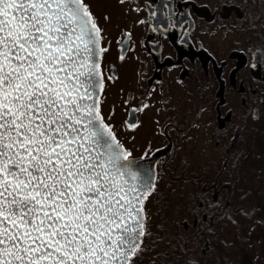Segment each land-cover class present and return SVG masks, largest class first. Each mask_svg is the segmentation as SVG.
<instances>
[{
	"label": "snow or ice",
	"instance_id": "1",
	"mask_svg": "<svg viewBox=\"0 0 264 264\" xmlns=\"http://www.w3.org/2000/svg\"><path fill=\"white\" fill-rule=\"evenodd\" d=\"M101 33L86 0H0V264H136L145 251L157 177L101 108Z\"/></svg>",
	"mask_w": 264,
	"mask_h": 264
},
{
	"label": "flooded vegetation",
	"instance_id": "2",
	"mask_svg": "<svg viewBox=\"0 0 264 264\" xmlns=\"http://www.w3.org/2000/svg\"><path fill=\"white\" fill-rule=\"evenodd\" d=\"M86 2L102 29L101 108L134 157L155 160L136 264H179L195 244L203 259L225 162L264 131V0Z\"/></svg>",
	"mask_w": 264,
	"mask_h": 264
},
{
	"label": "trees",
	"instance_id": "3",
	"mask_svg": "<svg viewBox=\"0 0 264 264\" xmlns=\"http://www.w3.org/2000/svg\"><path fill=\"white\" fill-rule=\"evenodd\" d=\"M252 140L248 145H240L237 155L227 161L234 214L225 210L213 213L219 222L213 230L217 239L212 238L211 257L218 264H264V131ZM221 196L226 197L222 189ZM227 216L236 225L248 227V238L241 241V236H233V225ZM160 242L163 244L165 239L161 238ZM184 257L182 253L181 258Z\"/></svg>",
	"mask_w": 264,
	"mask_h": 264
},
{
	"label": "rangeland",
	"instance_id": "4",
	"mask_svg": "<svg viewBox=\"0 0 264 264\" xmlns=\"http://www.w3.org/2000/svg\"><path fill=\"white\" fill-rule=\"evenodd\" d=\"M225 164L227 165V168L225 170H227L226 172H221L222 173V176L218 179L219 183H218V189H222L223 191H225L226 193V197L224 199H222V196L221 197H218V199L212 203H215V206H217L215 209L211 208L210 209V212H209V216L211 219H213L214 221V224L213 225H216L218 224L219 220L217 219V217H214V214H217L218 212H220V210H225L227 211L230 215L234 214V212L232 211L231 209V190H230V185H231V180L229 179V173H228V168H229V164L227 162H225ZM222 168V167H221ZM217 173H220V172H217ZM163 186H165V183H163ZM228 198V199H227ZM223 208V209H222ZM236 213V211H235ZM220 218L223 220L224 224H227L226 223V220H224L223 216H220ZM227 220L231 221L232 222V233H233V236L235 237L236 235L238 236H241L239 238V240L243 241L244 237L245 238H248V234H249V231H248V227L246 228L244 225H236L235 222H233L230 217H226ZM176 223L178 224V230L182 229V224L180 223L179 224V220L176 219ZM236 225V226H235ZM171 225H168V227H170ZM210 233H213L214 231L212 230V228L210 229L209 231ZM182 233H179L178 236H180ZM214 234V233H213ZM211 237L208 235V237L206 236V241L208 243V252L203 256V259H202V256L199 254V250L197 249V246L195 244V246L193 247L192 246V253L190 255V257L187 256V253H185V250H184V258H180V261H179V264H184L185 261H187L189 264H218L216 262V260H214L212 257H211V252H212V241L210 239ZM200 239V238H199ZM213 239H217L216 236H214ZM210 240V241H209ZM185 249V248H184ZM244 251V250H243ZM197 258L200 259L199 262L197 261ZM239 260V259H238Z\"/></svg>",
	"mask_w": 264,
	"mask_h": 264
},
{
	"label": "water",
	"instance_id": "5",
	"mask_svg": "<svg viewBox=\"0 0 264 264\" xmlns=\"http://www.w3.org/2000/svg\"><path fill=\"white\" fill-rule=\"evenodd\" d=\"M101 91V90H100ZM154 159H143V158H138V163H142L143 167L145 169H151L152 172L154 171ZM186 224V223H185Z\"/></svg>",
	"mask_w": 264,
	"mask_h": 264
}]
</instances>
